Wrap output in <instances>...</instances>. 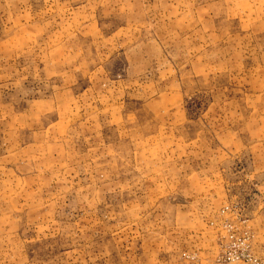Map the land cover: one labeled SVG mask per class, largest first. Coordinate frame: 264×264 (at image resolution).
<instances>
[{
  "label": "rangeland",
  "instance_id": "rangeland-1",
  "mask_svg": "<svg viewBox=\"0 0 264 264\" xmlns=\"http://www.w3.org/2000/svg\"><path fill=\"white\" fill-rule=\"evenodd\" d=\"M220 221L264 262V0H0V264H248Z\"/></svg>",
  "mask_w": 264,
  "mask_h": 264
},
{
  "label": "built area",
  "instance_id": "built-area-1",
  "mask_svg": "<svg viewBox=\"0 0 264 264\" xmlns=\"http://www.w3.org/2000/svg\"><path fill=\"white\" fill-rule=\"evenodd\" d=\"M229 228V234H228ZM222 229L226 231L225 242L220 244V249L217 254V261L228 263L232 261H242L248 264H264L250 250V237L247 232L237 236L232 229V225L228 222L222 223ZM232 229V230H231ZM187 258L193 259L194 256L184 254Z\"/></svg>",
  "mask_w": 264,
  "mask_h": 264
},
{
  "label": "crops",
  "instance_id": "crops-1",
  "mask_svg": "<svg viewBox=\"0 0 264 264\" xmlns=\"http://www.w3.org/2000/svg\"><path fill=\"white\" fill-rule=\"evenodd\" d=\"M223 221V220H222ZM221 222V221H220ZM221 224H222V222H221ZM222 231H224V233H226V231L224 230V229H222ZM253 238H254V235H253ZM219 239V238H218ZM257 240V239H256ZM217 243H218V247L220 246L219 244H220V239L219 240H217ZM253 244V239L251 240V245ZM263 244V243H262ZM261 244V245H262Z\"/></svg>",
  "mask_w": 264,
  "mask_h": 264
}]
</instances>
